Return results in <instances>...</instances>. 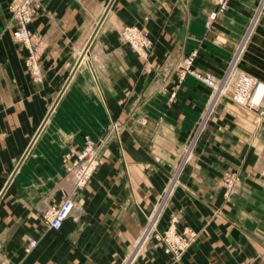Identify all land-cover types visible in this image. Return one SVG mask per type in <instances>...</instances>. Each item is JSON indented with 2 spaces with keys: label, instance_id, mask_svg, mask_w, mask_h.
Instances as JSON below:
<instances>
[{
  "label": "crops",
  "instance_id": "1",
  "mask_svg": "<svg viewBox=\"0 0 264 264\" xmlns=\"http://www.w3.org/2000/svg\"><path fill=\"white\" fill-rule=\"evenodd\" d=\"M0 0V264H264V94L214 91L196 70L245 72L264 85L259 0H43L28 45ZM135 26L148 57L121 36ZM204 125L195 145V131ZM100 164L76 190L65 154L86 139ZM189 149V150H188ZM236 175L228 191L225 177ZM75 195L53 229L45 214ZM198 231L180 261L148 243L160 228ZM36 241L33 245L31 242Z\"/></svg>",
  "mask_w": 264,
  "mask_h": 264
},
{
  "label": "built area",
  "instance_id": "2",
  "mask_svg": "<svg viewBox=\"0 0 264 264\" xmlns=\"http://www.w3.org/2000/svg\"><path fill=\"white\" fill-rule=\"evenodd\" d=\"M217 7L208 14L206 25L210 27L212 23L222 15L228 9L229 0H216ZM32 5H36L35 0L30 1ZM30 3V4H31ZM264 14V0H259L258 10L254 16L251 29L256 24L258 17ZM32 16L29 15L26 21L19 22L18 27H24L27 22L30 21ZM18 39L22 38L28 44L31 43V37L29 32L20 33L17 32ZM122 39L129 43L130 46L140 55L148 57L151 51V40L146 34L139 30L135 26L124 27L121 30ZM197 52H193L185 59V65L182 69V76L187 73L193 74L198 80L204 82L212 88L214 94H221L231 91L234 97L240 101H251V104H260L263 96L259 101H255V93L257 89L262 85L252 76L245 74V72L237 73L236 71H226L222 78L218 79L214 74L206 73L196 70L193 65ZM31 60L33 59V66L35 65L36 57L33 49H31ZM260 118L264 119V111H258ZM101 144L88 138L81 148H71L65 154V162L67 166V172L71 175L74 181L76 190H80L88 185L94 172L98 168L101 160L100 156ZM225 186L228 191H231L236 186V175L229 174L225 177ZM75 208V195L68 196L59 206L53 207L45 214L46 221L50 227L59 230L64 221L73 215ZM33 245L36 241L31 242ZM188 243H184L182 247H187Z\"/></svg>",
  "mask_w": 264,
  "mask_h": 264
},
{
  "label": "rangeland",
  "instance_id": "3",
  "mask_svg": "<svg viewBox=\"0 0 264 264\" xmlns=\"http://www.w3.org/2000/svg\"><path fill=\"white\" fill-rule=\"evenodd\" d=\"M30 1L32 0H9L6 7V13L14 21L15 39L23 42L25 45H28L30 54L27 58V63L29 66L35 69V67L33 66L34 60L33 59L31 60L32 58L31 49H33V52L35 53V57H36L37 48L32 44L33 33L31 31L30 24L35 18V16L39 13L42 7L43 0H35L36 5H32ZM29 15L32 17L30 21L27 22V25L24 27H18L19 22L26 21ZM18 31L20 33H23V31L24 32L28 31L31 37V43L28 44L22 38L18 39L17 36ZM245 74L250 75L249 73H245ZM217 78L220 79L222 77H217ZM253 79L255 78L253 77ZM247 102L251 103V101L249 100L245 101V103ZM204 125L205 124H202L195 131L189 147L197 143L198 138L203 133ZM177 222H178V218L172 217L168 225H166L164 228H160L157 225V221H155V219H152L149 223L148 231L146 233L147 238H145L148 239V243H144V244L145 245L152 244L154 247L162 249V252L167 255L170 261H180L184 257V255L191 249L193 244L196 242L198 238V231L194 230L189 225L180 228ZM184 243H188L187 244L188 246L182 247Z\"/></svg>",
  "mask_w": 264,
  "mask_h": 264
},
{
  "label": "bare ground",
  "instance_id": "4",
  "mask_svg": "<svg viewBox=\"0 0 264 264\" xmlns=\"http://www.w3.org/2000/svg\"><path fill=\"white\" fill-rule=\"evenodd\" d=\"M264 94V85H261L255 93V101H259Z\"/></svg>",
  "mask_w": 264,
  "mask_h": 264
}]
</instances>
